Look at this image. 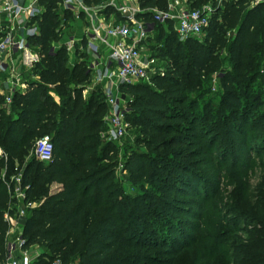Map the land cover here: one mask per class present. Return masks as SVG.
Masks as SVG:
<instances>
[{
	"label": "trees",
	"instance_id": "16d2710c",
	"mask_svg": "<svg viewBox=\"0 0 264 264\" xmlns=\"http://www.w3.org/2000/svg\"><path fill=\"white\" fill-rule=\"evenodd\" d=\"M61 1L37 0L39 34L29 45L39 60L22 74L24 94L15 92L5 107L0 97V262L8 255L4 214L14 215L19 205L26 219L23 249H42L31 264H264V110L258 109L260 88L252 87L264 67V3H226L212 15L202 42L181 40L172 24H155L150 39L173 59L169 74L118 89L127 104L125 121L147 151L129 152L124 162L137 192L130 195L115 178L118 149L104 137L103 91L86 99L82 94L91 72L85 53L77 48L80 61L70 64L63 45L51 50L67 37H59L61 29L75 23ZM207 1L188 0V8ZM138 4L167 8V0ZM113 13L107 8L104 15ZM138 18L151 22L149 13ZM223 28L235 31L225 52L242 73L226 72L216 55L227 47ZM181 45L188 55L182 71L172 53ZM214 74L219 91L210 94ZM45 136L53 146L49 163L31 156L35 141ZM19 173L28 189L26 199L16 202L7 186ZM52 184L58 188L49 193ZM243 198L254 201V213L241 209ZM34 202L38 206L26 207ZM227 230L252 235L249 249L243 243L230 249Z\"/></svg>",
	"mask_w": 264,
	"mask_h": 264
},
{
	"label": "built area",
	"instance_id": "2783aa9c",
	"mask_svg": "<svg viewBox=\"0 0 264 264\" xmlns=\"http://www.w3.org/2000/svg\"><path fill=\"white\" fill-rule=\"evenodd\" d=\"M244 2L250 7L264 3V0H208L198 9H189L188 0H167L165 10L141 9L138 0L135 6H129L122 0H110L106 5L115 13L108 18L98 8L90 7L85 0H62L59 7L72 13L74 20L81 23V34L85 38L86 51L91 55L95 68V84L101 86L105 97L107 112L104 123L107 125L104 133L105 140L110 143L119 142L129 127L125 121L126 100L121 99L120 85L137 83L150 84L148 72L153 70L152 60L143 53L146 41L153 37L155 24H172L173 31L181 40L200 38L208 28L215 11L226 3ZM97 9V10H95ZM42 8L37 0H26L20 7L16 0H0V97H3L2 107L11 104L15 92L24 94L28 85L24 82L23 72L30 71L38 62L39 55L32 50L29 40L38 36L37 20ZM149 13L151 22H145L138 15ZM115 14L122 20H116ZM67 36V35H66ZM75 38L68 36L60 43L71 54ZM58 44L53 46L60 47ZM82 50V48L80 47ZM100 68V69H99ZM91 71V70H90ZM53 146L48 137L35 141L31 156L37 161L49 163L52 160ZM4 155L0 150V158ZM10 198L21 202L26 199V190L21 183V173L10 178L7 186ZM26 207H34L27 203ZM24 211L18 208L17 213L4 214V220L9 224L8 237L20 229L19 217ZM14 243L8 244V255L5 262L0 264H31L28 250H24V240L14 237ZM14 252H18L17 256ZM52 264H61L58 260Z\"/></svg>",
	"mask_w": 264,
	"mask_h": 264
},
{
	"label": "rangeland",
	"instance_id": "374dc122",
	"mask_svg": "<svg viewBox=\"0 0 264 264\" xmlns=\"http://www.w3.org/2000/svg\"><path fill=\"white\" fill-rule=\"evenodd\" d=\"M102 3H100L99 5H89L90 7H94V8H98L99 12H105L106 11V5H108L110 3V0H101ZM134 0H122L123 3L128 4L130 7L131 6H135L136 3L133 2ZM247 5V4H246ZM249 6V5H248ZM250 7V6H249ZM97 10V9H95ZM117 20V18H116ZM76 22V21H75ZM74 27V24L71 22L70 24H66L65 27L63 29H61V31L59 32V37L60 36H65L67 35L68 38H72L74 37V33H71V29ZM225 32V37L227 40V47L226 48H222L219 49V51L217 52V56L219 57V59L222 61V67L226 72H230V73H242V70H234V68L232 67V63L229 60L230 57V52H225L226 49H229L228 45L234 40V36H235V31L234 30H226L225 28H223V30L221 31V33ZM58 37V38H59ZM203 37L204 35H202L200 38H198L201 42L203 41ZM152 39V38H151ZM150 39V42L152 41ZM62 42V41H61ZM58 43V45L60 46V43ZM159 45V46H158ZM161 44H155L154 41H152L151 43L147 44L145 43L144 48H143V53L144 56L148 59V60H152V67L153 70L148 72V76L150 77V81H152L153 77H163L164 75L166 76L168 72V65H170V63L173 61L172 58L168 57V54L166 53L167 51L165 50L164 46H160ZM54 49V48H52ZM51 49V50H52ZM261 51L264 53V36L262 38L261 41V47H260ZM71 52H74L75 49H71ZM85 52V50H81L80 51ZM174 54V57L180 60V71L184 70V66L186 63V59L188 57L187 55V50L186 47L181 45V50L180 51H176L174 50L172 52ZM85 62H86V69L87 72H90L91 68L90 66L93 63V59L90 55L86 54L85 52ZM264 56V54H263ZM70 57V64H73L76 61H80V59H78L76 56H73L72 54H69ZM155 67V68H154ZM180 71H175L173 73L175 78H178L179 80V75H180ZM30 79L32 81H37L36 77L34 75L30 76ZM200 80L203 81V78L200 77ZM218 81H219V76L217 74L212 75V80H211V89H210V94H215L216 92H218L219 88H218ZM242 82V80H241ZM244 83V82H242ZM260 88V96H256L257 97V102H261L260 104V108H258L259 110H264V67L262 68V70L259 72V76L257 78H255V80L252 83V87H256ZM83 88V97L86 99L87 97H89L90 95H92L93 93L97 92L98 86L94 85V82L92 81L91 76L89 75V80L86 84H84V86H82ZM123 107L125 109H127V104H124ZM200 107V105H199ZM106 127L107 125L104 123V130L106 131ZM137 132H135L134 130H132L130 127H128L125 136L117 143H114L116 145V148L118 149V154H117V158L115 159L116 162V166H115V178L120 181L123 180V182H121V187L123 188L124 192L126 194H130V195H137V192L134 188V191L131 187V183L129 181H127L128 179V173L127 171L124 169V162L126 161V159H128L129 157V152H136L139 151L141 153H146V149L142 146L139 145L136 141L137 137L139 134H136ZM141 137V135H140ZM128 149V150H127ZM28 160V158H27ZM252 185H255V179H253L251 181ZM58 186L56 184H52L50 186V192L49 193H53L57 190ZM254 196V195H253ZM177 197H181L180 195H177ZM34 207L38 206V202H34L32 203ZM17 207L19 208V205H17ZM241 209H243L246 212L254 213L255 212V206H254V201L252 200H245L243 198V206L241 207ZM243 228H246L247 225L242 224ZM225 239L227 241L228 247L230 249H235V247H238L237 245H240L243 243L242 247L243 249L247 250L248 247V243L251 242V240L254 239V237L252 235L249 236H245L242 234H234L232 231L227 230L225 233ZM14 237H22V231L21 229L19 230H14L13 233L11 235H9L6 238V241L8 244H13L14 243ZM258 237V236H256ZM236 239H238V241L236 242ZM250 245V243H249ZM8 250V247H7ZM42 249H40L38 246H34L32 248L29 249V254H30V258L32 261H34V259L36 258L37 255H39L41 253ZM18 252H14V255L17 256ZM248 254L245 253L243 256H247ZM235 259L239 260L240 259V255L236 254L235 255Z\"/></svg>",
	"mask_w": 264,
	"mask_h": 264
},
{
	"label": "crops",
	"instance_id": "0c3cea01",
	"mask_svg": "<svg viewBox=\"0 0 264 264\" xmlns=\"http://www.w3.org/2000/svg\"><path fill=\"white\" fill-rule=\"evenodd\" d=\"M83 25L81 24V23H78V22H75L74 23V27L71 29V33H74V38L76 39L75 40V45H74V49H75V51L74 52H72L71 54L73 55V56H76L77 58H78V56H77V53H76V50H77V48H78V50H79V52L81 51V49H80V47L82 48V50H85V52H86V54H88V55H90L87 51H86V48L82 45V42H85V38H83V35L81 34V27H82ZM85 52H82V53H85ZM68 53V52H67ZM68 55H69V53H68ZM91 56V55H90ZM98 68V67H97ZM97 68H95V69H97ZM95 69H91V72H90V76H91V78H92V81L94 82V85H96V86H98V88H100L101 89V86L100 85H98V84H95V81H94V76H95V73H96V71H95ZM100 69V68H99Z\"/></svg>",
	"mask_w": 264,
	"mask_h": 264
},
{
	"label": "water",
	"instance_id": "95a60500",
	"mask_svg": "<svg viewBox=\"0 0 264 264\" xmlns=\"http://www.w3.org/2000/svg\"><path fill=\"white\" fill-rule=\"evenodd\" d=\"M17 2H18V4H19V6L20 7H23L24 6V3H25V1L26 0H16ZM121 99L122 100H124L125 99V97L124 96H121ZM18 224L20 225V226H25V224H26V219H25V217L24 216H21V217H19V219H18Z\"/></svg>",
	"mask_w": 264,
	"mask_h": 264
},
{
	"label": "bare ground",
	"instance_id": "6f19581e",
	"mask_svg": "<svg viewBox=\"0 0 264 264\" xmlns=\"http://www.w3.org/2000/svg\"><path fill=\"white\" fill-rule=\"evenodd\" d=\"M155 68V67H154Z\"/></svg>",
	"mask_w": 264,
	"mask_h": 264
}]
</instances>
